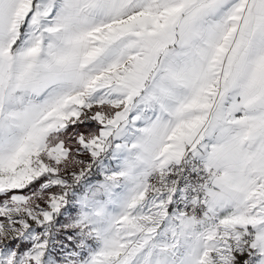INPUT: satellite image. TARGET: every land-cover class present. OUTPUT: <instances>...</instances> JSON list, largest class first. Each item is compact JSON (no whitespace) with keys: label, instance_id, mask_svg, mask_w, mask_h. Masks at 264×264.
Returning a JSON list of instances; mask_svg holds the SVG:
<instances>
[{"label":"snow or ice","instance_id":"snow-or-ice-1","mask_svg":"<svg viewBox=\"0 0 264 264\" xmlns=\"http://www.w3.org/2000/svg\"><path fill=\"white\" fill-rule=\"evenodd\" d=\"M0 264H264V0H0Z\"/></svg>","mask_w":264,"mask_h":264}]
</instances>
